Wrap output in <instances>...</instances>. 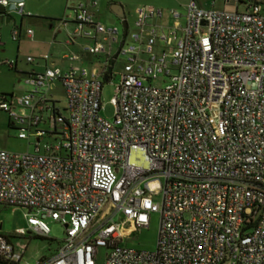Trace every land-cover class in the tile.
I'll return each instance as SVG.
<instances>
[{
  "label": "built area",
  "instance_id": "built-area-1",
  "mask_svg": "<svg viewBox=\"0 0 264 264\" xmlns=\"http://www.w3.org/2000/svg\"><path fill=\"white\" fill-rule=\"evenodd\" d=\"M224 1L235 9L188 0L169 24L160 8L136 9L117 50L125 62L111 119L102 89L118 29L96 21V2L76 8L65 43L93 40L85 51L105 54L104 67L46 68L26 77L21 96L0 98L18 139L36 140L32 152L0 149V204L26 209L32 235L49 237V219L65 236L55 254L27 263L25 248L0 234V264H96L100 248L102 264H264V0ZM9 6L0 0L1 12ZM11 6L31 16L23 2ZM55 81L63 116L48 96ZM152 214L155 249L122 245Z\"/></svg>",
  "mask_w": 264,
  "mask_h": 264
},
{
  "label": "rangeland",
  "instance_id": "rangeland-1",
  "mask_svg": "<svg viewBox=\"0 0 264 264\" xmlns=\"http://www.w3.org/2000/svg\"><path fill=\"white\" fill-rule=\"evenodd\" d=\"M97 2L99 4V10L104 11V17L101 18V23L104 26L118 29V41L121 44L126 28L116 15L110 13L107 9L109 1L101 0H75L76 3L81 2L88 4V2ZM121 2L124 8L125 19L128 25V31L134 30V21L136 16V9L140 6H150L152 8H160L162 10H178L181 14L185 12V5L188 0H112L110 2ZM64 2V1H63ZM60 0H27L26 11H29L32 17H20L19 15L11 12L12 6L10 5L6 10L8 16L12 18L9 24L0 21V30L2 34V43L0 47V97L2 96H21L27 91L28 86L25 84L24 75L21 72H28L31 70L32 65L26 62L27 56H31L29 51L31 43L37 40V37L46 35L50 41L52 34H56L55 42L59 47H63V43L68 38L66 37L67 31L71 34L75 28L73 22L74 12L67 9V6ZM222 0H217L215 8L216 10H223ZM28 6L40 7L42 6L47 12H53L54 17H43L36 9H30ZM211 7V6H210ZM243 7H239V11H242ZM62 20L66 21V27L62 28L60 25ZM21 23V38L20 42H14L11 40V28L13 24L18 27ZM165 23V22H164ZM166 24V23H165ZM51 25V29H49ZM27 29L33 31L32 38H25V32ZM58 31L60 33H58ZM19 45V50L17 46ZM116 49L117 45L113 46ZM11 62L16 65V70L10 69L7 63ZM125 58L120 56L115 65L112 68V77L109 81H104L102 89V104L103 111L102 116L108 119L113 117V107L110 104V100L114 95L115 86L119 82L120 73L123 70ZM68 65L63 67L67 68ZM76 67H86L99 70L98 65H74ZM63 68V69H65ZM16 71L19 73H16ZM20 75V76H19ZM167 82L166 80L159 79L156 86H163ZM49 97L56 103V108L62 114H65L64 109L66 107V99L64 89L59 81H55L48 89ZM61 125H57L59 127ZM40 130L49 131L48 126L45 123H40ZM28 135L27 132H25ZM53 136H44L41 139V143L52 142ZM36 140L34 137H28L27 139H18V131L14 129L9 122L8 115L0 111V149L7 151L25 153L32 152ZM28 211L20 207H7L0 206V234L5 236L11 243L16 246L24 247L23 261L27 263H34L43 257H50L55 254L56 250L60 247L62 240L65 236V228L57 222L46 219L48 227L50 229L49 239H43L35 235L30 234L26 223V215ZM159 224V215L152 214L150 217V223L147 228L140 229L133 233L129 238L123 241L124 246H128L134 249L154 250L157 241V232ZM23 230V237L17 236L16 232ZM52 239L53 241H50ZM106 253L105 248L98 250V259L96 264H102Z\"/></svg>",
  "mask_w": 264,
  "mask_h": 264
},
{
  "label": "crops",
  "instance_id": "crops-1",
  "mask_svg": "<svg viewBox=\"0 0 264 264\" xmlns=\"http://www.w3.org/2000/svg\"><path fill=\"white\" fill-rule=\"evenodd\" d=\"M10 5L14 4V3H18V2H23L24 3V12H29L26 11V1L27 0H6ZM47 2L49 0H46ZM57 1V0H56ZM61 2H63L65 4V6H67L68 10H71L72 12H74V18H75V10L76 8L80 5H89L91 2H88V4H84L81 2L76 3L75 0H60ZM101 1H109L107 4V9L110 13L116 15L119 19H121V22L123 23V25L126 28V32H131L128 31V25H126V19H125V14H124V8H123V4L119 1L117 2H110L112 0H101ZM93 2V1H92ZM197 2L199 3L200 7L202 8H206V9H215L213 7H215L217 0H197ZM222 5H223V10H234L235 7L231 4H226L224 0H222ZM91 6V5H89ZM147 6V5H144ZM211 6V7H210ZM28 8L30 9H36L37 11H39L40 15L43 17H54V13L53 12H47V10H45L42 6L40 7H31L28 6ZM239 10V8H238ZM90 11L93 15V17L96 19V21L101 22V18L104 17V11L102 9L99 10V4L96 2L95 6H91L90 7ZM164 11V22L166 24L171 23V18H170V14L169 12L172 11V9H168V10H163ZM178 11V10H176ZM1 12V10H0ZM179 12V11H178ZM30 13V12H29ZM180 13V12H179ZM181 14V13H180ZM182 16L184 14H181ZM32 17V15L30 16ZM73 18V19H74ZM181 20H183L181 18ZM0 21L5 22V24H9L12 21V18L5 17V16H1L0 15ZM6 21H8V23H6ZM66 21L67 20H62L61 23V27L62 28H67L66 27ZM74 24V20L72 22ZM75 26V24H74ZM20 28V32H21V23L18 26ZM13 24V27L11 28V31L14 28H18ZM49 29H51V25H49ZM11 33V32H10ZM58 33H60L58 31ZM22 32L20 34V38H21ZM69 31H67L66 33V37L69 38ZM25 38L27 39L28 37L26 35H24ZM2 34H1V30H0V38L2 41ZM19 38V40H20ZM55 38H56V34L53 35L52 34V38L51 41L49 39L48 36L46 35H42V37H37V40L32 41V45L29 49V51H31L32 55L31 56H27V57H32L33 61L32 62H27L29 64L32 65L31 70H29L28 72H21L23 73L22 75H24V81L26 80V77L29 74H36V73H41L43 72L46 68H58L62 71H66L68 69H70L71 67H76L74 65H98L99 70L101 68L104 67V65L106 64V59L107 56L105 54H99V55H91L89 53H87L85 51L86 47H89L93 44V40L90 39H84V38H80V37H76L73 39V41L70 44H66L65 42L67 41V39L65 40V42L63 43V47H59L58 43L55 42ZM16 41L17 43H19L20 41ZM4 44L1 42L0 47H2ZM114 45H117L116 49H114ZM120 46V43H115L111 46V54H110V59H109V67H110V71L112 72V68L113 65H115L117 59L122 56V55H118L117 50ZM17 49L19 50V45L17 46ZM69 57H75V59L73 60H69ZM64 65H68L67 68L63 67ZM65 68V69H63ZM10 69H14L16 70V65H13V68ZM90 70H93V68H88ZM97 70V69H95ZM16 73H18L16 71ZM19 74V73H18ZM20 76V75H19ZM26 84V83H25ZM27 91L29 90V85ZM26 92V91H25ZM48 96H49V92H48ZM51 100L52 98L49 97ZM54 101V100H52ZM55 102V101H54ZM57 103V102H55Z\"/></svg>",
  "mask_w": 264,
  "mask_h": 264
},
{
  "label": "trees",
  "instance_id": "trees-1",
  "mask_svg": "<svg viewBox=\"0 0 264 264\" xmlns=\"http://www.w3.org/2000/svg\"><path fill=\"white\" fill-rule=\"evenodd\" d=\"M0 15L1 16H5V17H8V14H5L4 12H0ZM126 25H127V22H126ZM10 68V67H9ZM104 83V82H103ZM10 96V95H9ZM2 97H7V96H2ZM56 111H58V112H60L59 111V109L58 108H56L55 109V112ZM61 113V112H60ZM62 114V113H61ZM62 116H63V114H62ZM0 206H6V205H3V204H0ZM7 207H10V206H7ZM24 235V234H23ZM23 235H20V237H23ZM36 236V235H35ZM37 237H40V236H37ZM41 238H43V239H49V237H41ZM50 241H53L52 239H50Z\"/></svg>",
  "mask_w": 264,
  "mask_h": 264
},
{
  "label": "water",
  "instance_id": "water-1",
  "mask_svg": "<svg viewBox=\"0 0 264 264\" xmlns=\"http://www.w3.org/2000/svg\"><path fill=\"white\" fill-rule=\"evenodd\" d=\"M6 23H8V21H6ZM1 98V97H0Z\"/></svg>",
  "mask_w": 264,
  "mask_h": 264
}]
</instances>
